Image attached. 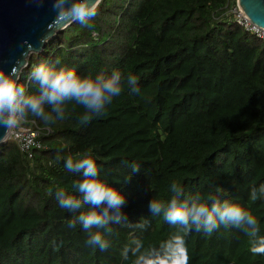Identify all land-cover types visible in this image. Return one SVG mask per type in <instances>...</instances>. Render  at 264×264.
<instances>
[{
	"label": "trees",
	"instance_id": "trees-1",
	"mask_svg": "<svg viewBox=\"0 0 264 264\" xmlns=\"http://www.w3.org/2000/svg\"><path fill=\"white\" fill-rule=\"evenodd\" d=\"M235 3L100 0L92 27L71 22L29 55L18 76L28 95L39 94L29 73L40 61L80 75L119 70L122 83L131 73L140 92L125 89L87 121L75 102L62 121L29 116L19 125L38 132L30 157L12 139L0 144V264H132L134 257L120 258L125 244L139 240L146 252L175 235L186 264H264V251H253L264 243L239 229L185 232L148 212L150 199L167 200L175 181L181 199L200 192L246 208L258 221L257 240L264 238V197L248 195L264 183V41L234 23ZM85 153L96 160L98 179L126 198L118 222L89 230L111 228L104 251L85 244L82 227H68L92 206L69 213L56 199L59 189L81 198L73 183L84 177L64 169L63 157Z\"/></svg>",
	"mask_w": 264,
	"mask_h": 264
},
{
	"label": "clouds",
	"instance_id": "clouds-1",
	"mask_svg": "<svg viewBox=\"0 0 264 264\" xmlns=\"http://www.w3.org/2000/svg\"><path fill=\"white\" fill-rule=\"evenodd\" d=\"M99 3L100 0H53L52 6L57 14L68 11L73 22L90 28V20L96 15ZM126 77L122 83L123 76L119 70L107 75L104 72L80 75L72 68L61 67L57 70L50 67L47 61H40L32 66L29 73V78L37 83L39 94L28 95L25 86L18 82L13 73L0 70V129L14 128L29 116L39 118L45 124L62 121L68 102L82 106L84 114L81 119L87 121L93 115H101L113 98L120 96L125 89L132 94L140 92L137 77L131 73ZM45 105L51 107L50 112L45 110ZM63 160L64 169L81 172L84 179L73 183V188L81 194V198L66 194L64 189L57 191L58 206L69 213L81 209L82 204L92 206L70 218L68 227L79 225L87 234L85 244L104 251L110 246L105 233H110L111 228H105V232L89 230L105 227L109 220L118 222L126 198L120 191L98 179L100 170L96 160L88 153L79 158L68 155ZM130 167L133 173L139 170L135 161ZM129 178L126 176L125 182ZM169 192L167 200L150 199L148 212L152 217H162L168 224L178 226L185 232L194 230L210 234L221 225L231 226L239 229L254 243H264V238L257 240L258 221L246 208L226 198L221 199L218 195L205 196L200 192L181 199L183 188L175 181L169 185ZM248 195L251 200H256L258 195L264 197V183L251 188ZM102 205V211L98 212L96 208ZM109 209L113 210L114 215H109ZM136 227H143V223ZM141 249V242L133 240L121 248L120 258L128 261L132 256V264H186L187 261L183 240L179 235L171 237L158 249L146 252ZM253 251H264V248H253Z\"/></svg>",
	"mask_w": 264,
	"mask_h": 264
},
{
	"label": "water",
	"instance_id": "water-1",
	"mask_svg": "<svg viewBox=\"0 0 264 264\" xmlns=\"http://www.w3.org/2000/svg\"><path fill=\"white\" fill-rule=\"evenodd\" d=\"M91 2V0H90ZM53 0H0V70L17 78L32 53L73 22L71 13H56ZM237 7L255 26L264 30V0H236ZM10 129H0V144Z\"/></svg>",
	"mask_w": 264,
	"mask_h": 264
},
{
	"label": "built area",
	"instance_id": "built-area-1",
	"mask_svg": "<svg viewBox=\"0 0 264 264\" xmlns=\"http://www.w3.org/2000/svg\"><path fill=\"white\" fill-rule=\"evenodd\" d=\"M229 13L232 15L234 23L241 27L245 32L251 34L256 39L264 41V30L253 25L237 7L236 3L235 6L230 9ZM37 133V131H32L30 128L21 127L18 125L9 130L7 139H12L15 141L19 149L23 152H26L30 157L29 148H39V144L34 140L37 136Z\"/></svg>",
	"mask_w": 264,
	"mask_h": 264
},
{
	"label": "rangeland",
	"instance_id": "rangeland-1",
	"mask_svg": "<svg viewBox=\"0 0 264 264\" xmlns=\"http://www.w3.org/2000/svg\"><path fill=\"white\" fill-rule=\"evenodd\" d=\"M7 140V139H6Z\"/></svg>",
	"mask_w": 264,
	"mask_h": 264
}]
</instances>
